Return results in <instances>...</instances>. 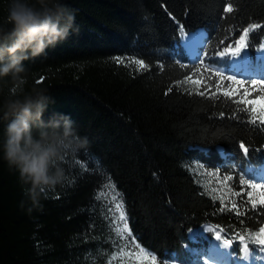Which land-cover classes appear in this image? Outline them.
Returning <instances> with one entry per match:
<instances>
[{"label":"trees","instance_id":"1","mask_svg":"<svg viewBox=\"0 0 264 264\" xmlns=\"http://www.w3.org/2000/svg\"><path fill=\"white\" fill-rule=\"evenodd\" d=\"M8 3L0 0V25ZM66 3L79 31L25 62L24 87L46 89L55 103L45 119L53 112L70 116L89 147L65 165L63 186L42 199L41 209H32L18 174L0 160V264H112L125 244H117L116 229L125 237L130 231L132 247L156 257L154 264H199L195 252L208 245L188 233L203 226L224 241L232 229V262L244 249L264 247L257 227L264 226V212L251 211L264 188L233 181L236 192L250 193L248 203H241L239 217L218 211L221 199L229 207L241 202L218 174L264 185V132L246 118L230 119L235 105L181 90L195 93L215 81L219 95L228 76L258 74V68L264 79V27L250 29L251 47L234 43L244 27L264 25V0ZM228 5L233 12L224 13ZM199 29L204 36L191 59L182 42ZM136 59L148 69H139ZM241 141L247 157L238 150ZM101 185L106 195L97 200Z\"/></svg>","mask_w":264,"mask_h":264},{"label":"clouds","instance_id":"2","mask_svg":"<svg viewBox=\"0 0 264 264\" xmlns=\"http://www.w3.org/2000/svg\"><path fill=\"white\" fill-rule=\"evenodd\" d=\"M79 31L66 0H9L0 25V160L18 174L32 209L63 186L65 165L89 141L66 114L45 112L55 101L46 89H26L25 62L46 55ZM29 209V210H32Z\"/></svg>","mask_w":264,"mask_h":264},{"label":"snow or ice","instance_id":"3","mask_svg":"<svg viewBox=\"0 0 264 264\" xmlns=\"http://www.w3.org/2000/svg\"><path fill=\"white\" fill-rule=\"evenodd\" d=\"M224 13H231L233 12V8L231 5L225 6L223 9ZM223 18V17H222ZM264 27V25H259V24H251L249 26L244 27L241 30V35H239V37L234 41V43L236 45L239 46L240 49H243L245 47H251V41H252V33L250 32V29H258ZM180 29L178 28V31ZM248 38L246 43H242L245 41V38ZM221 43H224L223 41ZM226 47H228L229 49H231V44L226 45ZM207 55V54H205ZM217 55H223V50L218 53ZM240 52L237 50L235 52H233V56L231 58H235L236 56H239ZM117 63L123 64L125 63V61L118 59ZM132 63L136 64L139 66V69H148L149 65L145 63L144 60L141 59H136L134 61H132ZM159 70V69H158ZM206 71L211 72L212 70L206 69ZM222 75V74H221ZM228 81H232V80H236L237 83L239 85H241L242 87L247 84L249 86L251 85H256V84H260L262 87H264V80H251V81H244V80H240L237 79L236 77H232V76H228L227 77ZM216 85L217 82H213L211 85H202L201 88L197 89L195 93H193L191 91L190 88L187 87H181L182 91H186L189 94H195L197 96L206 98V99H212L215 98L217 100L220 101H226L228 103H231L233 105H235V109L233 111V113L229 116L230 119H245L246 118V123L251 124L253 127L257 128L259 131L264 132V95H252L250 92H248L247 90H245L244 92H240V91H236V90H232L229 91L228 89L230 88V85L226 84L224 85V90L219 92V95L217 94L218 90H214L216 89ZM259 102V108L257 107V104ZM238 113H242L243 117L238 116ZM224 113L221 112L220 113V118L223 119L224 118ZM238 150L242 151V155H244L245 157L248 156L249 154V147L246 146V143L241 141L238 144ZM77 165L80 164V161L76 162ZM83 171V169H82ZM218 178L220 181L223 182H228V188L229 190H231L233 192L234 195L240 197V201L238 203H230V207L229 206H225V202L223 199L220 200V207L218 208V211H220L221 213H232L235 216L239 217L241 215L239 208L241 207V203L243 204H247L248 200L247 197L250 196V193H245L243 192V190L241 192H236L235 191V187L234 184L232 183L233 181H235L236 183H239L241 186L243 185H247L249 188H257V189H262L264 188V185L258 184V183H254V182H250L247 180H243L240 179L239 176H233V175H227V176H223V175H219L218 174ZM212 191H219V189L213 188ZM106 195V191H105V186L101 185V188L99 190V194L95 197L97 200H99L100 198L104 197ZM117 209H119L121 207L120 204L116 205ZM251 211L256 213L257 215H260L261 212H264V199H262L260 201V206L257 207L255 202H252V208ZM120 219L122 221H125L124 224V229L127 230V223H126V217L124 213H121L120 215ZM109 223H111V220L109 221ZM237 226L244 224V220H238L237 222ZM246 228H251L252 226L249 225H245ZM258 227V232L260 234V237H264V226H257ZM232 231V229H226L225 230V244L228 243L229 240H231V237H229L227 235L228 232ZM253 232L257 231V228H252ZM116 235H117V244L119 245V241L120 240H124L125 244L120 247V251L123 252V247H128L131 248L133 245L136 244V241L132 238V233L129 231L127 237L123 236L120 233L119 229L115 230ZM215 240L216 241H220L221 240V236L219 234H217L215 236ZM258 242L259 245L264 246V238H258ZM220 247H224V245H219ZM137 248H139V245H136ZM246 248L248 247L247 245L245 246ZM141 251H143V249H141ZM256 253H264V247H260V248H255L253 247L252 249V253H250V255L255 258V254ZM153 259H156V257H153ZM246 259V258H243ZM260 259H264V257H260ZM161 264H163V262L161 261ZM204 264H208V261H204Z\"/></svg>","mask_w":264,"mask_h":264},{"label":"rangeland","instance_id":"4","mask_svg":"<svg viewBox=\"0 0 264 264\" xmlns=\"http://www.w3.org/2000/svg\"><path fill=\"white\" fill-rule=\"evenodd\" d=\"M203 36V29H199L183 39L182 48L191 59L195 57L197 47L200 45ZM259 69L260 68H258V74L256 72L251 74L244 70L243 72H241V76L237 75L234 77L244 81L264 80L262 75L260 74L261 72L259 71ZM228 82L231 91L236 90L244 92L245 90H247L252 95H264V87H262L260 84L251 86L245 84L242 87L237 83L236 80ZM257 107L259 108V102L257 104ZM217 234L221 236L218 231L210 226H203L188 233V238L192 242H198L201 245L206 243L208 245V249L206 251L195 252L196 258L199 260V264H204V261L206 260L208 261V264H264V259H260V257H264V253H257L255 255V258H253L250 255V252L246 249L242 251L240 261L235 259V261L232 262L230 244H225V241L222 238L219 242L216 241L215 236ZM219 245H224V247H220ZM217 249L219 250L218 254L216 251ZM112 264H154V262L147 253L141 251L140 249L131 247L123 252H120L119 255L114 258Z\"/></svg>","mask_w":264,"mask_h":264},{"label":"bare ground","instance_id":"5","mask_svg":"<svg viewBox=\"0 0 264 264\" xmlns=\"http://www.w3.org/2000/svg\"><path fill=\"white\" fill-rule=\"evenodd\" d=\"M216 251H217V254H218L219 253V250L217 249Z\"/></svg>","mask_w":264,"mask_h":264}]
</instances>
